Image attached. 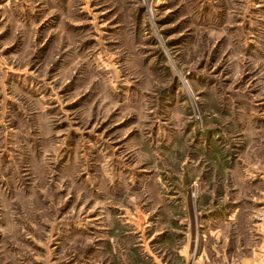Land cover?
Returning a JSON list of instances; mask_svg holds the SVG:
<instances>
[{
    "label": "rangeland",
    "instance_id": "374dc122",
    "mask_svg": "<svg viewBox=\"0 0 264 264\" xmlns=\"http://www.w3.org/2000/svg\"><path fill=\"white\" fill-rule=\"evenodd\" d=\"M186 194L190 264L254 244L264 0H0V264H185Z\"/></svg>",
    "mask_w": 264,
    "mask_h": 264
},
{
    "label": "crops",
    "instance_id": "0c3cea01",
    "mask_svg": "<svg viewBox=\"0 0 264 264\" xmlns=\"http://www.w3.org/2000/svg\"><path fill=\"white\" fill-rule=\"evenodd\" d=\"M182 193L179 192H173L171 194L172 197L177 198L181 195ZM182 196V195H181ZM185 198H187V213L188 216H185L184 219V223L180 222L179 224H181L183 226V228L188 231L190 229V239L188 241V243H185L184 245V253H179L178 256L180 258L181 261H184L185 264H190L192 262V257H191V247L193 245V243L195 244V239H193L194 237V228H193V221H192V214H193V209H192V205L191 204V200L188 194H186L184 196ZM215 211H207L205 213H203L204 215L207 214H211L212 216H223V211L222 209L219 210V208H215ZM234 209V208H233ZM236 209H238L236 207ZM239 210H237L238 213ZM234 214L232 213V217H228L227 221H235L234 219ZM231 215V214H230ZM206 217L208 220L206 221V224H209L208 222H210L209 220H211V217ZM203 230H201V234L200 235L202 237V239H198L201 242H203L204 238H205V233H204V228L202 227ZM175 231V230H174ZM198 231V230H197ZM251 233L254 237V244H247L246 246L244 244H241V246H237L234 247V249L232 250L230 255H226L223 253L220 254H215L214 258L211 259L210 257H208L207 255H203L201 253V255L199 256V258L196 259V261H205V262H214L215 264H264V223L259 225V224H253L252 227H248V233ZM212 234H215V236L217 237L218 235V230H214L212 231ZM257 240V242L255 241ZM198 243V242H197ZM186 248L187 249V254H186ZM120 260H122V264H127L128 259L125 256H119ZM136 261L139 260L137 256H135L134 258ZM152 262H154L155 264H157L158 259L152 255ZM115 262H119L117 257L113 254H83V253H78L76 256L72 257L69 260L70 264H110L113 263L115 264ZM121 262V261H120ZM138 262V261H137Z\"/></svg>",
    "mask_w": 264,
    "mask_h": 264
}]
</instances>
